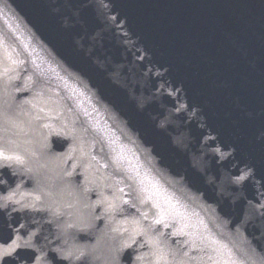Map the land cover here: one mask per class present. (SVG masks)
Segmentation results:
<instances>
[{
  "label": "water",
  "instance_id": "water-1",
  "mask_svg": "<svg viewBox=\"0 0 264 264\" xmlns=\"http://www.w3.org/2000/svg\"><path fill=\"white\" fill-rule=\"evenodd\" d=\"M0 264H264V0H0Z\"/></svg>",
  "mask_w": 264,
  "mask_h": 264
}]
</instances>
